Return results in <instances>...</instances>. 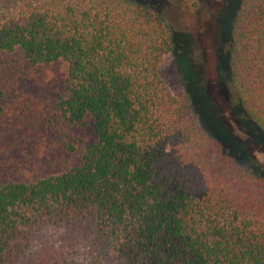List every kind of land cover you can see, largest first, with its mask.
<instances>
[{"label": "trees", "instance_id": "trees-1", "mask_svg": "<svg viewBox=\"0 0 264 264\" xmlns=\"http://www.w3.org/2000/svg\"><path fill=\"white\" fill-rule=\"evenodd\" d=\"M136 0H0V264H264V173L157 68ZM226 78L264 136V0H239Z\"/></svg>", "mask_w": 264, "mask_h": 264}, {"label": "rangeland", "instance_id": "rangeland-1", "mask_svg": "<svg viewBox=\"0 0 264 264\" xmlns=\"http://www.w3.org/2000/svg\"><path fill=\"white\" fill-rule=\"evenodd\" d=\"M136 1L164 14L173 32L157 68L165 85L176 97L190 91L201 125L241 167L264 173V136L236 113L225 72L239 0Z\"/></svg>", "mask_w": 264, "mask_h": 264}]
</instances>
